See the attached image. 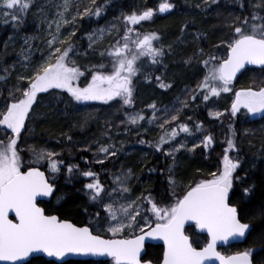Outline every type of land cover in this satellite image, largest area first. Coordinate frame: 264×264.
<instances>
[{"label": "snow or ice", "instance_id": "6c2138e0", "mask_svg": "<svg viewBox=\"0 0 264 264\" xmlns=\"http://www.w3.org/2000/svg\"><path fill=\"white\" fill-rule=\"evenodd\" d=\"M32 2L33 0H0V12L14 25L19 26L23 21L19 15L13 13L26 12ZM47 2L53 4V0ZM112 2L113 0H103V3L98 4L97 0H89L86 6H82V0H55L53 4L55 17L48 21L50 38L46 41L47 55L32 67L30 59L32 45L29 44L27 49L22 48V53L28 52V55L22 56L25 62L24 68L31 74L19 75L17 83L19 85L20 82L26 81L27 87H16L9 91L7 99L11 102L5 103L4 107L0 108V126H4L5 130H10L12 133L6 142L0 140V261L9 264H33V261L38 264H68L67 261L48 260L44 254L56 258L70 254H107L114 259L115 264H152L150 260L140 259V249L145 236H156L162 237L166 245L162 264H206L209 257H219L222 264H254L255 252L264 251V248H248L230 256H224L216 250L217 241L228 240L230 237H244L251 227L250 223L241 218L237 205L230 202L234 180L243 183L247 177V172L244 177L234 176L241 165L240 158L234 159L229 155V151L237 147L234 138L227 140V149L222 158V170L211 173L210 179L190 183L182 196H177L174 202L166 205L158 204L151 194L144 196L141 193L135 199L127 198L132 193L131 168H121L119 174L113 175L115 187L110 191L101 183L98 173L91 170L84 172L83 175L86 177H95L92 182L85 185L89 191V198L97 201L107 210L103 218L99 212L95 213L98 221L107 220V226L102 228L104 234H96L101 231L99 224L94 227H89L88 224L78 225L70 219H61L57 214H46L45 208L37 203L39 195H52L56 185L49 182V178L40 167H30L22 160L23 149L19 148L18 144L23 133L29 130L26 121L31 118L38 94L47 93L49 89L53 91L60 89L67 90V93H70L69 100L76 102L111 101L115 97H120L124 104L129 105L133 102V77L141 73L144 74L145 79H153V74L144 72L146 63L142 58H150L151 64H155L159 62V57L165 55V48L171 51V45L155 46L154 41L160 40L159 32L141 33L135 26L150 20L156 13L175 9L177 5L173 0H161L156 8L145 7L139 11L133 9L127 13L121 11V15L116 19L123 21L122 27L101 26L84 34L88 37V49L93 52L99 50L102 58L107 56L111 71H94L91 80L81 87L78 81L82 71L72 59V55H78L80 49V45L73 39L78 31L76 25L80 18L87 17L89 20L93 17L100 18L106 12V6ZM212 2L216 3L217 0ZM237 3L240 4L241 12L250 9V14L243 17L236 15L234 19L228 21L231 26V37L220 40L217 45V47L225 46L226 55L224 57L210 55L202 61L207 69L202 80L194 89H188L187 86L185 88V91H191L190 99L193 101L201 91L204 101H209L210 96L231 92L232 88L229 86L232 85L237 73L245 69L246 64L264 66V0H257L256 3H251V0H247V3L246 0H237ZM207 6V0H204V7ZM4 8L7 11H3ZM257 20L260 23L254 22ZM7 22L5 20V23ZM53 24H55L54 32ZM64 25L71 27L67 35H63L61 31ZM188 27L190 25L186 23L184 28ZM113 30L117 35L122 31L123 35L110 40L106 47L103 46L102 41L106 36L111 35ZM201 35V32L195 33L197 37ZM30 39L33 37L26 36L25 42ZM198 52L203 54V49H198ZM87 54L85 50L84 55ZM194 56L195 54L186 57V62L191 63ZM91 67L103 69L105 64ZM4 71L10 75L8 68ZM4 79L5 76H0V81ZM155 79L160 81V87H171L169 83H164L160 76H156ZM186 104L187 99L181 102V109ZM241 106L251 114L264 112V87L239 89L231 101L230 110L223 111L235 116ZM149 107L152 109L151 117L146 118L142 111L125 113L127 121L133 125H138L145 119L153 123L157 119V111L165 114L168 112V106L157 109L155 101ZM174 111L175 115L164 119L159 125L162 129H165V125L170 124V121H179L180 109ZM209 114L220 117L222 112L210 109ZM121 123L123 124L124 121ZM202 123L198 122L197 127H201ZM229 127L232 128L233 125ZM177 129L185 133L192 131L189 124L178 122L176 127L170 128V131L165 129L158 142L153 145L156 150H164L172 156L174 163L175 153L184 148L185 144L181 143L170 148H164V145L166 141L174 142V138L179 135ZM125 131L128 129L126 128ZM245 131L249 130L245 129ZM68 139L71 140V137L69 136ZM213 142L211 133L199 141L205 147H210ZM140 143L152 144L151 141L146 140H140ZM196 147V144L192 145L193 149ZM29 151L32 153L30 163L39 164L48 159L49 168L53 172L59 171L63 162L52 159L57 155L56 152L45 147L37 149L35 145L29 146ZM117 151H120V148L116 143L101 144L96 150V155L101 156L98 162L103 163L110 157L115 158ZM74 168L78 169L79 165L67 166L69 175L73 173ZM168 170L172 173L174 166H169ZM168 180L171 186H176L177 180L173 175L170 174ZM254 187L255 185L251 184L244 187L242 192L248 194ZM106 199L108 203L104 202ZM145 202L150 203L151 208L145 209V215L141 217ZM10 210L14 211L16 219L10 218ZM260 213L264 215V205L261 206ZM150 216H154L158 222H155L150 231L145 232L144 229L153 222ZM140 219H143L144 223L141 224ZM187 221H194L196 227L207 230L210 239L204 247H195L192 239L185 234ZM137 228L141 235L120 238L127 229L135 231ZM107 233L113 238H106ZM261 264H264V258L261 259Z\"/></svg>", "mask_w": 264, "mask_h": 264}, {"label": "trees", "instance_id": "16d2710c", "mask_svg": "<svg viewBox=\"0 0 264 264\" xmlns=\"http://www.w3.org/2000/svg\"><path fill=\"white\" fill-rule=\"evenodd\" d=\"M173 2L177 5L175 9L156 13L150 20L135 26L141 33L159 32L160 40L154 41L155 46L171 45V51L165 48V55L159 57V62L155 64H151L150 58H142L146 63L144 72L153 74V79L147 80L141 73L133 77L132 104H124L120 97L104 102H76L69 100L70 93H67V90L60 89L55 91L49 89L47 93H39L31 118L26 121L29 130L23 133L18 144V147L23 149L22 160L28 166L40 167L46 172L51 183L56 185L51 199L41 203L46 214H57L61 219H70L78 225L88 224L89 227H94L105 220L98 221L95 213L99 212L103 218L105 211L100 203L89 198V191L85 185L92 182L95 177H86L83 175L84 172L91 170L98 173L101 183L110 189L115 186L113 175L119 174L121 168H131L132 193L129 197L135 199L141 193L144 196L151 194L158 204L166 205L174 202L177 196H182L190 183L210 179L211 173L222 170V158L227 149V140L234 138L237 147L230 150L229 155L234 159H241V165L234 176L244 177L247 172V177L243 183L234 180L230 202L237 205L241 218L250 223L251 227L242 243L232 244L222 251L234 253L253 247L264 248V215L260 213V208L264 205V113L258 112L257 118L248 119L245 108L235 116L223 111L230 110L235 91L241 88L264 87V68L246 69L230 86L231 92L210 96L209 101H204L202 91L197 93V99L194 101L190 99L191 91H185L186 86L188 89H194L205 75L207 69L202 61L210 55L216 57L226 55L225 46L217 47V45L220 40L231 37V26L228 21L234 19L236 15L247 16L251 10L241 12L237 0H217L216 3L207 0V7H204V0H173ZM256 2L257 0H251V3ZM88 3L89 0H82V6ZM97 3H103V0H97ZM158 3L159 0H113L112 4L106 6V12L100 18L79 19L76 25L78 31L73 37L80 45L79 54L70 55L82 71L78 81L81 87L91 80L94 71H111L107 56L102 58L99 50L93 52L88 49V37L84 34L101 26L122 27L123 21L116 19L121 15V11L127 13L133 9L139 11L145 7L156 8ZM34 7L31 4L26 12L14 14L19 15L23 21L19 26L14 25L9 18L7 23L0 19V76H5V79L0 81V94H2L0 108H3L5 103L11 102L7 99L9 91L16 87H27L26 81L18 85L17 78L25 69L22 56L28 55L26 51L22 53V48L27 49L29 44L24 43L25 37L34 34L31 24ZM254 22L260 23L259 20ZM186 23L190 25L187 29L184 28ZM68 30L71 31L70 26L67 27ZM196 32H201L202 35L197 37ZM122 35V31L117 35L113 30V33L102 41V45L106 47L110 40ZM198 49H203V54H200ZM37 50L36 44L32 46L30 57L32 67L42 59V53ZM85 50L88 53L86 56ZM194 54L191 63L186 62V57ZM13 64L16 66L12 67ZM100 64H105V67L103 69L91 67ZM5 68L9 69L10 75L5 73ZM26 74L31 73L27 71ZM156 76H160L163 82L169 83L171 87H160V81L155 79ZM186 99L187 104L181 109V102ZM153 101L156 102L158 109L168 106V112L166 114L157 112V119L153 123H149L147 119L140 121L138 125L127 121L125 113L142 111L146 118L151 117L152 109L149 105ZM174 109H180L179 121H170V124L165 125V129L170 131V128L176 127L178 122L187 123L192 129L188 133L177 129L179 135L174 138V142H165L164 148H170L178 145L183 138L190 139L184 148L175 153V163L173 157L164 150H156L153 147L165 130L159 125L164 119L176 114ZM210 109L220 110L222 115L212 118L209 116ZM121 121L124 123L122 124ZM198 122H203L201 127H197ZM229 125L233 127L230 128ZM147 126L149 129L145 131ZM126 128L128 131H125ZM245 129L249 131L246 132ZM209 133L212 134L214 142L210 147H205L199 141ZM10 135H12L10 130L0 126V140L6 142ZM69 136L71 140L68 139ZM140 140L151 141L152 144H141ZM195 141L197 147L189 148ZM109 143H116L120 151L116 152L115 158L110 157L99 163L101 156L96 155V150L101 144ZM32 145L37 149L45 147L56 152L57 155L52 159L63 162L59 171L53 172L49 169L48 159L39 164L30 163L32 153L29 151V146ZM69 164L79 165L78 169L74 168L71 175L67 171ZM169 166H174L172 173H169ZM170 174L177 180L175 187L171 186L168 180ZM251 184L255 187L250 193L244 194L242 189ZM150 208L151 204L145 202L141 217L145 215L144 210ZM150 219L153 222L149 226L158 222L154 216H150ZM140 223H144L143 219H140ZM139 232L137 228L135 231L132 230L131 234L124 236ZM97 234L102 233L98 231ZM186 234L192 239L195 247H201L207 240L205 235L197 234L193 227L186 228ZM161 256V246H146L144 259L157 263ZM262 258L264 251L255 252L254 264H261ZM67 262L68 264H114L112 260H68ZM33 264L38 262L33 261Z\"/></svg>", "mask_w": 264, "mask_h": 264}, {"label": "rangeland", "instance_id": "374dc122", "mask_svg": "<svg viewBox=\"0 0 264 264\" xmlns=\"http://www.w3.org/2000/svg\"><path fill=\"white\" fill-rule=\"evenodd\" d=\"M54 2H55V0H53V4H54ZM160 2H161V0H159V3ZM31 4L33 6H35L33 8L34 11H33V16H32V21H31V24H33L34 34L32 36H30V37H33V39H30L29 42H27V43L31 44L32 46H34L36 44L38 46V50L37 51L40 52V53H42V59H43L44 56L47 55V51H48V48H47V45H46V41L50 38L49 35H48V33H49L48 21L52 20L55 17V7L53 6V4L48 3L47 0H33V2ZM38 9H43V11H38ZM3 11H7V9L4 8ZM19 13H23V12H14L13 15L14 14H19ZM0 16H1L0 19H2V20H7V18H8V17H5L2 14V12H0ZM45 17H46V19H45ZM67 27H69V25H64L63 28L61 29L63 35H67L68 32L70 31V30L67 31ZM52 31L53 32L55 31V24H53V26H52ZM24 43L27 44L25 41H24ZM28 45H27V47H28ZM41 50H43V52ZM32 52H34V51H32ZM26 72L27 71L24 69L21 72L20 75H27ZM233 96H235V94ZM100 102H104V101H100ZM156 108L158 109V106L157 105H156ZM242 108H244V107L241 106L240 107V110L236 114L241 113ZM151 112H152V110H151ZM157 112H161V111H157ZM258 114L257 113H255V114L248 113L247 114V117H248V119H251V118L254 119V118H257L258 117ZM209 116L212 117V118H217V117L211 116L210 114H209ZM147 129H149L148 126L144 130L147 131ZM189 142H190V139L183 138L178 143V145L181 144V143H184L186 145ZM193 144H197V141H195ZM192 145L189 148L192 149ZM113 187H115V186H113ZM111 188L112 187H110L109 191L111 190ZM127 198L131 200L130 197H127ZM108 202L109 201L106 199L105 200V203H108ZM104 211H105V214H106V211L107 210L104 209ZM141 212H143V210ZM98 224L101 226V231H99V232H101L102 234H104L102 232V228L107 226V220L105 219L104 221H102L101 223H98ZM131 232H132V229H127L123 233L122 236L127 235V234H131ZM105 235H107L109 237H112V235L110 233H107Z\"/></svg>", "mask_w": 264, "mask_h": 264}, {"label": "water", "instance_id": "95a60500", "mask_svg": "<svg viewBox=\"0 0 264 264\" xmlns=\"http://www.w3.org/2000/svg\"><path fill=\"white\" fill-rule=\"evenodd\" d=\"M263 67L264 66H261V65L246 64L245 65V69H242L240 72L237 73V76L233 79V82H235L237 80V78L240 76V74L244 70H246L247 68H263ZM54 191H55V189H54ZM52 195H43V194H41V195H39L37 197V202L38 201H49L51 199ZM9 216L12 219H16L15 214H14V211H12V210H10ZM154 225H152L151 227H154ZM192 225H195V222L194 221H187L185 223V228L186 227H189V226H192ZM151 227L147 228L144 231L145 232L150 231ZM195 230H196V232L198 234L206 235L207 236V242H208V240L210 239V236L208 235L206 229H200V228L196 227V225H195ZM249 230L246 231V234H245L244 237H235V238L230 237L228 240L217 241L216 250L219 252V250H218L219 247H225V246L230 245V244H233V243H242L245 240V238H246ZM141 234L142 233H139L137 235H141ZM146 245H160L162 247L163 253H162V258H161L160 262L159 263H153L152 262V264H162L163 254H164V251H165V248H166V245H165V242H164L163 238L162 237H156V236H145V239L143 241V246L140 249V259L142 261H149V260H144L143 259L144 254H145V246ZM232 254H229V255H224L223 254V255L224 256H230ZM44 256L48 260H53V261H58V262H63V261H68V260H110V259H113L111 256H109L107 254H101V255H93V254H88V255H83V254H70V255H66L65 257H60V258L47 257L46 254H44ZM25 259H29V258H25ZM113 261H114V259H113ZM114 263H115V261H114ZM0 264H9V262L0 261ZM206 264H222V261L220 260L219 257H209L206 260Z\"/></svg>", "mask_w": 264, "mask_h": 264}]
</instances>
